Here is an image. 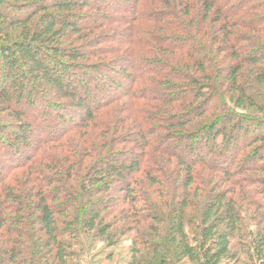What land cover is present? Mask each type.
<instances>
[{
	"label": "trees",
	"instance_id": "1",
	"mask_svg": "<svg viewBox=\"0 0 264 264\" xmlns=\"http://www.w3.org/2000/svg\"><path fill=\"white\" fill-rule=\"evenodd\" d=\"M255 173L264 0H0V264H264Z\"/></svg>",
	"mask_w": 264,
	"mask_h": 264
},
{
	"label": "rangeland",
	"instance_id": "2",
	"mask_svg": "<svg viewBox=\"0 0 264 264\" xmlns=\"http://www.w3.org/2000/svg\"><path fill=\"white\" fill-rule=\"evenodd\" d=\"M248 151V150H247ZM247 153V152H246ZM253 175H256L255 177L260 179L258 180V184L254 185V189H256L257 191H264V173H255ZM246 176L248 177H252L251 174H247ZM260 207H261V210L262 212H264V202H261L260 204ZM251 214V211L249 212ZM249 215H247L246 218H248ZM247 230H253L252 226H251V223L247 224L246 227L243 228V233H245ZM128 247H129V242L126 241V240H123L122 244L120 245V247L116 250H108L107 248L104 249V248H100V245H96L95 248H94V252H99L97 253V259L95 260H92V262L94 264H97L98 262L96 261H101L100 264L104 261L105 259V256L103 258V253H106V252H109V251H113V254H114V258L111 262H105L103 264H127V262L129 261L130 259V254H129V250H128ZM91 263V260L89 258H85L83 257L81 259V263L80 264H93ZM240 264H253V262L249 261L248 258L246 256H242L241 257V263Z\"/></svg>",
	"mask_w": 264,
	"mask_h": 264
}]
</instances>
